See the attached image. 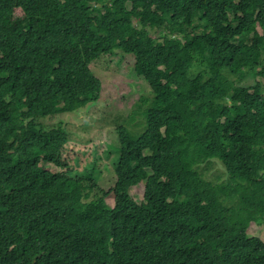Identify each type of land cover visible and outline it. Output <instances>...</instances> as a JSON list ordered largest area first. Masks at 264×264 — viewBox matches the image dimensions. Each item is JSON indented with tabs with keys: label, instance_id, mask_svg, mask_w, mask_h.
<instances>
[{
	"label": "trees",
	"instance_id": "trees-1",
	"mask_svg": "<svg viewBox=\"0 0 264 264\" xmlns=\"http://www.w3.org/2000/svg\"><path fill=\"white\" fill-rule=\"evenodd\" d=\"M117 50L152 93L140 134L118 126L104 190L94 167L41 165L67 132L27 133L9 107L27 96L42 117L97 101L90 63ZM263 53L264 0H0V264H264L247 233L264 222ZM257 66L263 81H248Z\"/></svg>",
	"mask_w": 264,
	"mask_h": 264
},
{
	"label": "rangeland",
	"instance_id": "rangeland-1",
	"mask_svg": "<svg viewBox=\"0 0 264 264\" xmlns=\"http://www.w3.org/2000/svg\"><path fill=\"white\" fill-rule=\"evenodd\" d=\"M134 24L137 25L138 21L134 20ZM37 27L41 29V26ZM150 32L152 37L158 38L156 28H150ZM262 56L264 58V53ZM90 68L101 82L97 101L89 102L76 111L36 117L30 109L28 97L22 96L21 103L10 106L9 110L12 108L14 118H23L21 125L27 133H31L30 125L40 126L42 131L50 135L57 133V130L67 132L69 140L64 144L63 150L60 148V137L56 135L55 141L48 144L43 152L41 165L52 171L69 168L77 172H85L94 167L97 185L107 190L115 181V153L110 151L109 145L117 141L119 125L127 127L133 134H140L144 130L145 119L135 111L139 109L140 100L143 99L145 104L152 91L143 77L135 72L134 58L121 50H117L115 54L101 55L90 63ZM260 68H255L253 77H248V81H263ZM213 169L220 170V164H216ZM16 170L26 179L33 173L27 162L17 165ZM139 171L142 178L129 190L131 197L137 201L142 200L146 178L151 174L146 166ZM158 195L157 189L156 198ZM115 204V195L110 193L105 199L106 208L111 209ZM247 233L264 240V222L260 224L259 221H251Z\"/></svg>",
	"mask_w": 264,
	"mask_h": 264
}]
</instances>
